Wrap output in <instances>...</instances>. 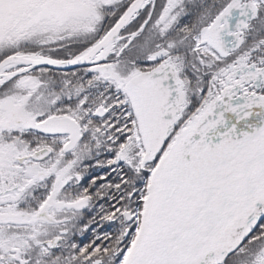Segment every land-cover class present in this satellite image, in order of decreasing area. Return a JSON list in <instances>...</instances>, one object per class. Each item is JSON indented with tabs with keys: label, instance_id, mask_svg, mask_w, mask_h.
<instances>
[{
	"label": "snow or ice",
	"instance_id": "obj_1",
	"mask_svg": "<svg viewBox=\"0 0 264 264\" xmlns=\"http://www.w3.org/2000/svg\"><path fill=\"white\" fill-rule=\"evenodd\" d=\"M0 264H264V0H0Z\"/></svg>",
	"mask_w": 264,
	"mask_h": 264
}]
</instances>
